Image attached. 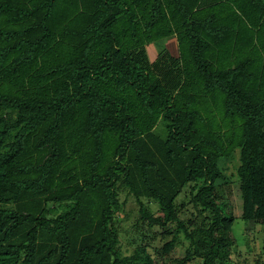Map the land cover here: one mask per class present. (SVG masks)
Returning a JSON list of instances; mask_svg holds the SVG:
<instances>
[{
	"label": "trees",
	"instance_id": "1",
	"mask_svg": "<svg viewBox=\"0 0 264 264\" xmlns=\"http://www.w3.org/2000/svg\"><path fill=\"white\" fill-rule=\"evenodd\" d=\"M239 148L264 252V0H0V264H264Z\"/></svg>",
	"mask_w": 264,
	"mask_h": 264
},
{
	"label": "rangeland",
	"instance_id": "2",
	"mask_svg": "<svg viewBox=\"0 0 264 264\" xmlns=\"http://www.w3.org/2000/svg\"><path fill=\"white\" fill-rule=\"evenodd\" d=\"M173 38H165L161 40L160 42H152L149 48L151 50L153 47L156 48V53H160L163 50V47H168L172 53L178 54L179 48L176 45V42H174ZM155 52V51H154ZM150 54V53H149ZM154 55L150 54V57ZM241 163L240 160V148L236 149L233 153V156L227 160L225 164V171L226 174L230 177L231 184H230V190L232 191V197L235 199L236 202V213L238 215V218L235 220L234 226H233V234L235 237H237V246L234 248V257L237 255V253L246 254L253 259L255 254H260L262 258L264 259V252H263V241L261 236L262 226L260 224H255L253 221L245 222L242 218L243 212H244V198L240 189V178L238 176V167ZM127 197V203L125 204V209L127 212H129V216L126 218H123L121 220V227L124 229V231L121 234V246L122 250L126 254H130L133 249L135 243L131 242L130 239L133 238L135 235H137V231L135 233V223L138 217V206L135 203V200L132 195H125L122 194V198ZM184 198V193L181 194V196L178 198V202H181ZM154 207L155 204H153ZM249 209L252 211L253 206L251 201H249L248 205ZM189 210L192 208V205L189 204L188 206ZM190 211H187L186 214H183V217H187V214H189ZM153 229L160 231V227H154ZM167 239H164L161 237V235H158V237L154 239H150L148 250L154 255H157L156 248L163 245V243ZM250 245V247L248 246ZM183 253V247L178 246L170 259L173 262H176L178 257ZM169 259V261H170ZM189 264H201L199 259H195L191 261Z\"/></svg>",
	"mask_w": 264,
	"mask_h": 264
},
{
	"label": "crops",
	"instance_id": "3",
	"mask_svg": "<svg viewBox=\"0 0 264 264\" xmlns=\"http://www.w3.org/2000/svg\"><path fill=\"white\" fill-rule=\"evenodd\" d=\"M173 38V37H172ZM174 40H176L175 38H173ZM174 42H176V41H174ZM151 44V43H150ZM152 45V44H151ZM151 45H147V49H148V53H150L151 54V52H152V54H154V55H152L150 58L153 60V59H155L156 58V56L158 55L157 53H156V48L155 47H153V49H155V50H151L149 47L151 46ZM176 45L178 46V43L176 42ZM164 48V47H163ZM155 51V52H154ZM150 54H149V56H150ZM176 55V54H175Z\"/></svg>",
	"mask_w": 264,
	"mask_h": 264
}]
</instances>
